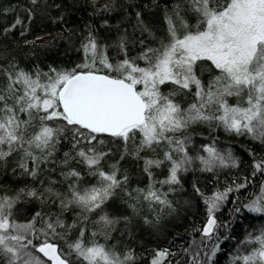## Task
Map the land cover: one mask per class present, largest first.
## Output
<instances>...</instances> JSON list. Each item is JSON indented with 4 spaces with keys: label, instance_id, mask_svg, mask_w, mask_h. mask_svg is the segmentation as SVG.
<instances>
[{
    "label": "snow or ice",
    "instance_id": "obj_1",
    "mask_svg": "<svg viewBox=\"0 0 264 264\" xmlns=\"http://www.w3.org/2000/svg\"><path fill=\"white\" fill-rule=\"evenodd\" d=\"M145 8L162 12L159 28ZM52 9L63 21L54 0H0V17H13L0 38L26 34L21 13L30 25ZM126 19L131 33L111 43L89 32L71 67L0 52V167L26 181L0 193V264H138L114 234L134 219L159 233L179 193L199 218L144 249L146 264H264V0H154ZM197 127L215 134L198 139Z\"/></svg>",
    "mask_w": 264,
    "mask_h": 264
},
{
    "label": "trees",
    "instance_id": "obj_2",
    "mask_svg": "<svg viewBox=\"0 0 264 264\" xmlns=\"http://www.w3.org/2000/svg\"><path fill=\"white\" fill-rule=\"evenodd\" d=\"M2 2L27 4V0H2ZM48 2L53 3V0H48ZM54 2L62 3L65 6L63 21H59L55 9L43 15L37 13L30 25L25 14L21 13V18L24 20V26L27 29L26 34L21 37L19 29H17L14 36L10 34L7 40L0 38V52L3 51L6 45H11L12 55L18 59L21 66L27 68H31L36 64L45 70H47L49 64L71 67L74 62L80 59L81 53L77 49L89 32H94L102 42L111 43L118 32H123L125 28L128 29L129 33L132 31V26L128 24L126 19L129 5L148 4L154 7V0H54ZM163 2L164 0H161V3ZM105 8L108 10L101 14V10ZM144 15L146 21L154 22L157 28L160 27L159 17L162 16V12L159 9L149 11L148 8H145ZM12 19V16H9L7 20L0 17V33H2L6 24L12 22ZM144 35L147 38V33ZM25 41H30L31 43L26 44ZM214 134L206 127H197L193 130V135L198 139ZM221 143L231 144L234 148L240 150L243 159H249L247 153L243 152L239 142L225 138L221 134ZM245 146L259 151V145L252 142H245ZM124 167L129 170L133 187L136 186L137 181L141 186L144 184L145 179L139 173L140 165L129 160L124 163ZM227 182V179L222 176L219 186L223 187ZM25 183L24 179L13 176L11 167L7 171L0 167V193L13 192L23 187ZM187 187L188 185L186 184ZM214 187L215 185L212 181H208L204 190L210 192ZM176 198L180 201L178 205L180 213L178 216L166 219L164 222L165 226L162 227L159 233H155L152 229L143 225L142 222H137L134 219L128 229H124L121 226V231L114 234L116 240L110 241V243H117L118 241L122 249L130 246L137 254L138 264H146L144 257L148 254L144 253V249L156 247L157 245H166L172 235L184 232L185 228L191 223L192 218H199L196 207H184L183 201L192 198L190 193H179ZM52 207L55 208V205ZM117 207H122L119 201H117ZM37 208H39L38 203L22 206L21 221L26 216L31 215L33 210ZM49 210V208L44 209V211ZM67 216L68 222L71 223L74 218L73 214L69 212ZM185 216L189 217L188 221H185ZM91 228L92 225H89L90 230ZM221 264H224L223 260Z\"/></svg>",
    "mask_w": 264,
    "mask_h": 264
}]
</instances>
